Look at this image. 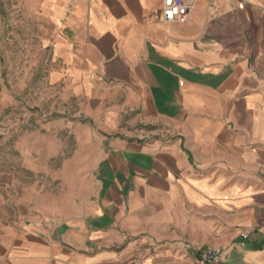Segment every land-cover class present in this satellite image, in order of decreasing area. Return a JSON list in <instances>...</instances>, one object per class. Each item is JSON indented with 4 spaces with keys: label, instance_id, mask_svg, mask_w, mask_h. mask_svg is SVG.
<instances>
[{
    "label": "crops",
    "instance_id": "0c3cea01",
    "mask_svg": "<svg viewBox=\"0 0 264 264\" xmlns=\"http://www.w3.org/2000/svg\"><path fill=\"white\" fill-rule=\"evenodd\" d=\"M22 1L79 112L17 130L0 264H264V0Z\"/></svg>",
    "mask_w": 264,
    "mask_h": 264
},
{
    "label": "rangeland",
    "instance_id": "374dc122",
    "mask_svg": "<svg viewBox=\"0 0 264 264\" xmlns=\"http://www.w3.org/2000/svg\"><path fill=\"white\" fill-rule=\"evenodd\" d=\"M23 2L0 0V173L16 165L18 129L31 131L39 119H75L79 112L78 100H65L64 87L50 82L49 47L37 61L44 27L32 16L48 8Z\"/></svg>",
    "mask_w": 264,
    "mask_h": 264
},
{
    "label": "built area",
    "instance_id": "2783aa9c",
    "mask_svg": "<svg viewBox=\"0 0 264 264\" xmlns=\"http://www.w3.org/2000/svg\"><path fill=\"white\" fill-rule=\"evenodd\" d=\"M195 6L194 0H161V16L166 21L185 22ZM224 248L206 247L193 264H222Z\"/></svg>",
    "mask_w": 264,
    "mask_h": 264
}]
</instances>
